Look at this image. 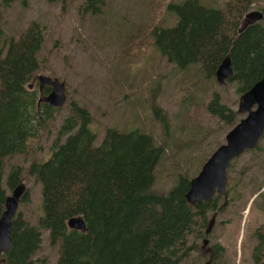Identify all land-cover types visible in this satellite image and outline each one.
<instances>
[{"label":"trees","instance_id":"1","mask_svg":"<svg viewBox=\"0 0 264 264\" xmlns=\"http://www.w3.org/2000/svg\"><path fill=\"white\" fill-rule=\"evenodd\" d=\"M94 1L82 0L83 10L96 11ZM252 1L227 0L218 8L200 0H182L170 5L175 15L172 25H154L149 32L166 61L182 70L192 67L195 76L213 84L204 108L224 128L234 124L239 113L231 104L238 98L228 101L225 88L215 81L214 69L221 58L225 54L230 58L233 73L226 81H231L236 96L264 75V19L236 32L240 16ZM42 40L37 22L31 21L16 37H6L0 25V214L7 190L21 178L18 165L9 167L3 178L4 156L24 152L27 140L57 110L40 101L37 111V88L27 87L38 67L36 53ZM68 109L57 129L58 136L66 134L64 139L53 141L47 158L31 159L26 167L40 183L42 212L36 224L26 221L19 211L13 214L10 246L1 253L0 264H30L41 228L48 230L50 241L58 240L55 264H182L188 251L197 250L196 244H186L189 232L200 236L207 215L220 210L219 195L189 204L184 193L190 177L183 173L177 174L166 191L153 189V170L162 144L136 128L120 131L115 127L105 128L95 144L86 107L71 101ZM152 111L166 126L164 112L155 104ZM255 149L264 161V153H259L264 152V145L257 143L245 151ZM226 169H232L230 162ZM261 183L248 180L253 192ZM26 195L24 190L19 199ZM73 215L81 216L84 230L66 225ZM257 235L252 264H264V238ZM212 247L217 257L223 246L213 243Z\"/></svg>","mask_w":264,"mask_h":264},{"label":"rangeland","instance_id":"2","mask_svg":"<svg viewBox=\"0 0 264 264\" xmlns=\"http://www.w3.org/2000/svg\"><path fill=\"white\" fill-rule=\"evenodd\" d=\"M6 1L4 4L0 0L3 34L16 37L31 21L37 22L43 40L33 74L64 81L66 94L65 102L42 122L37 135L27 140L26 150L3 158V178L12 165L21 169L20 180L27 195L18 200L15 212L19 211L29 223H37L42 209L40 183L27 173V164L34 158H47L53 141L64 139L66 134L58 136L57 129L69 113L71 101L88 110V127L95 134V144L107 127L120 131L136 128L162 144L163 151L153 170L152 188L158 191H166L178 173L194 176L233 125L224 128L205 111L208 87L213 86L208 78L195 76L192 67L182 70L166 61L153 44L151 27L172 25L175 15L170 5L182 0H95L98 8L94 12L83 10L82 0ZM226 1L200 0L218 8H223ZM250 9L261 10L260 20L264 19V0L252 1L246 11ZM32 87L37 88L36 81ZM221 87L228 101L238 98L231 81ZM236 101L231 103L235 110ZM153 104L164 112L166 126L158 121V115L154 116ZM258 145H264V135ZM256 152L243 151L229 161L232 169H226L225 186L228 201L221 205L223 196L219 194L220 210L206 235L203 227L199 237L189 232L186 244H196L197 250L188 251L182 264H204L207 256L199 250L204 235L209 245L223 246L210 264H252L251 250L257 234L264 235V201L253 200V185L248 184L250 178H255L256 184L262 181L259 190L264 192V161ZM58 244V240L50 241L46 228H41L30 264H55Z\"/></svg>","mask_w":264,"mask_h":264},{"label":"water","instance_id":"3","mask_svg":"<svg viewBox=\"0 0 264 264\" xmlns=\"http://www.w3.org/2000/svg\"><path fill=\"white\" fill-rule=\"evenodd\" d=\"M262 16L263 12L259 9L246 11L238 20L236 32L240 33L246 26L261 19ZM231 75L230 58L228 54H225L214 69V77L218 83L223 84L225 79ZM31 79L37 81V111L40 101L53 107L61 106L65 100V89L62 80L43 73L34 74ZM45 84L49 85V90L43 93L41 89ZM30 86L31 83L29 82L27 87ZM236 109L238 112H242L239 120L225 131L223 141L209 153L198 172L188 179V188L184 193V197L190 204L211 197L215 190L217 193L224 195L227 180V162L239 155L244 148H252L256 145L257 138L264 131V75L239 94ZM24 190L25 185L22 180H19L5 195L4 208L0 214V255L10 246L11 217L15 213L17 202ZM225 202L224 200L223 204ZM214 217L215 214H212L208 218L204 233L210 230ZM66 225L69 228L85 229L83 219L78 215L68 217ZM207 242V237L201 239L200 250L202 253H208L204 264H210L212 258V249L206 245Z\"/></svg>","mask_w":264,"mask_h":264},{"label":"flooded vegetation","instance_id":"4","mask_svg":"<svg viewBox=\"0 0 264 264\" xmlns=\"http://www.w3.org/2000/svg\"><path fill=\"white\" fill-rule=\"evenodd\" d=\"M35 81H36V80H35ZM35 81H34V82H35ZM34 82H33V83H34ZM33 83H32V84H33ZM36 83H37V81H36ZM32 88H33V87H32ZM43 89H46V90L48 91V90H49V85H47V84L43 85V87H42L41 90H43ZM231 159H232V158H231ZM231 159H230V160H231ZM230 160H229V161H230ZM229 161H228V162H229ZM228 162H227V164H228ZM227 164H226V168H227ZM260 188H261V187H260ZM260 188H259V189H260ZM259 189H257V190L254 192V196L256 195L254 198H258L259 195H260L261 193H264L263 191H260ZM259 192H260V193H259ZM215 194H218V195H219V193H215ZM215 194H214V195H215ZM220 195L223 196V201H222L221 205H224V204H223L224 200L227 202V199H228V196L226 195V189H225V194H224V195H223V194H220ZM263 199H264V196L262 197V201H264ZM226 202H225V203H226ZM221 205H220V206H221ZM220 206H218V207H220ZM212 214H215V215H216V212L213 211V212L210 214V216H211ZM210 216H209V217H210ZM207 220H208V219H207ZM214 220H215V217H214ZM213 223H214V222H213ZM206 224H207V223H206ZM205 226H206V225H205ZM211 226H212V225H211ZM210 228H211V227H210ZM204 229H205V228H204ZM209 231H210V230H209ZM209 231H208V232H209ZM208 232H207V233H208ZM207 233H204V234L206 235ZM205 235H204L203 237H206ZM203 237H202V238H203ZM202 238H201V239H202ZM263 238H264V235H263ZM207 239H208V238H207ZM256 240H257V237H256ZM206 245H208V246L211 247V249H212V257H213V256H214V248L212 247V242H210V245H209L208 242H207ZM199 250H200V246H199ZM200 252H201V250H200ZM201 253H202V252H201ZM203 254H205V255L208 257V253H203ZM205 261H206V260H205ZM205 261H204V262H205Z\"/></svg>","mask_w":264,"mask_h":264},{"label":"bare ground","instance_id":"5","mask_svg":"<svg viewBox=\"0 0 264 264\" xmlns=\"http://www.w3.org/2000/svg\"><path fill=\"white\" fill-rule=\"evenodd\" d=\"M259 20H260V19H259ZM259 20H257V21H259ZM230 63H231V62H230ZM231 67H232V66H231ZM232 73H233V71H232ZM226 79H227V78H226ZM226 79H225V81H224L223 84H220V83H218V82H217V83L220 84V86H222V85L224 86V84L227 83ZM58 80H59V79H58ZM34 81H35V79H32V81H31V86L28 87V88H31V87H32V83H33ZM63 83H64V81H63ZM64 89H65V88H64ZM65 99H66V94H65ZM64 102H65V100H64ZM64 102H63V103H64ZM63 103H62V104H63ZM62 104H61V105H62ZM236 104H237V103H236ZM54 107H56V106H54ZM57 107H59V106H57ZM236 111H237V109H236ZM237 112H238V111H237ZM238 113L242 114V112H238ZM235 123H236V122H235ZM262 133H263V131L261 132V134H260L259 137L257 138V141H256L257 143L259 142ZM246 149H247V148H244L241 152L245 151ZM241 152H240V153H241ZM225 185H226V184H225ZM215 193H217L216 190L214 191L213 195H214ZM259 193H260V192H259ZM213 195H212V196H213ZM255 196H256V195H255ZM255 196H254V197H255ZM263 196H264V193H261V194L259 195L258 198H261V199H262ZM254 199H255V198H253V200H254ZM189 204H190V203H189ZM83 222H84V221H83Z\"/></svg>","mask_w":264,"mask_h":264}]
</instances>
